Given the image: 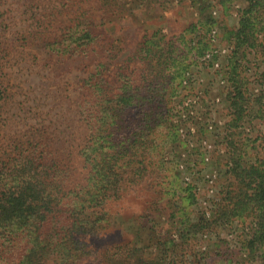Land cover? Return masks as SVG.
<instances>
[{"label": "rangeland", "instance_id": "rangeland-1", "mask_svg": "<svg viewBox=\"0 0 264 264\" xmlns=\"http://www.w3.org/2000/svg\"><path fill=\"white\" fill-rule=\"evenodd\" d=\"M0 3L2 77L12 96L1 110L0 129L7 124L12 136L33 125L45 128L59 156L74 167L85 133L73 103L82 95L84 79L100 63L110 65L106 77L116 67H141L137 51L154 36L178 39V46L191 52L169 104L177 142L168 145L161 162L153 161L150 177L124 190L125 199L112 205L110 226L91 241L92 248L102 252L115 243L117 253L144 251L155 258L160 252L153 244L162 234L167 242L163 247L172 240L177 244L176 256L170 258L174 264H264V240L253 245L264 231L260 204L241 216L218 213L237 180L236 163L247 168L264 160V56L260 48L237 49L234 40L246 0H119L112 14L100 9L101 0ZM31 10L55 35L67 32L86 14L93 19L99 44L88 54L49 62L43 47L24 37L29 36L23 28L31 23ZM200 42L208 44L203 53ZM235 86L245 96L241 116L236 115ZM39 98L46 104L39 117L24 121ZM181 213L192 224L206 220L211 225L190 237Z\"/></svg>", "mask_w": 264, "mask_h": 264}, {"label": "trees", "instance_id": "trees-1", "mask_svg": "<svg viewBox=\"0 0 264 264\" xmlns=\"http://www.w3.org/2000/svg\"><path fill=\"white\" fill-rule=\"evenodd\" d=\"M246 2L235 46L260 48L264 56V0ZM118 4L119 0H101L100 9L112 14ZM31 12V23L23 28L29 36L24 37L42 46L49 62L54 57L71 59L88 54L99 44L93 19L86 14L67 32L55 35L37 19L34 10ZM177 43L178 39L154 36L137 51L141 67L123 65L106 77L110 65L100 63L97 71L84 79L82 95L73 103L85 133L76 167L59 156L61 152L53 147L45 128L33 125L24 134L12 136L7 124L0 129V264H174L170 258L177 244L172 240L168 248L163 247L162 242H167L162 234L153 244L160 252L155 258L143 250L117 253L115 243L99 252L100 248L91 247V241L110 226L111 207L125 199L124 190L134 189L150 177L153 161L162 160L168 145L178 140L169 104L191 52L187 46L184 52ZM199 45L202 53L208 47L204 42ZM3 53L0 51V113L12 99L2 77ZM235 93L236 115L241 116L245 96L238 86ZM35 101L29 108L35 111L24 118L26 122L34 114L38 118L46 105L42 98ZM234 173L237 180L229 186L219 215L250 214L258 204L264 213V160L247 168L238 162ZM181 215L190 237L211 225L206 220L192 224L186 213ZM260 217L264 222V214ZM263 240L264 231L253 245ZM91 257L93 261H89Z\"/></svg>", "mask_w": 264, "mask_h": 264}]
</instances>
